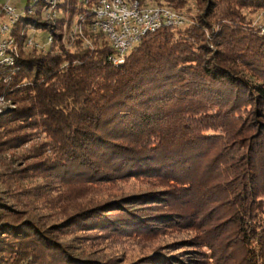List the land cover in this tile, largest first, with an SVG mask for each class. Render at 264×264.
I'll return each mask as SVG.
<instances>
[{
    "label": "trees",
    "instance_id": "16d2710c",
    "mask_svg": "<svg viewBox=\"0 0 264 264\" xmlns=\"http://www.w3.org/2000/svg\"><path fill=\"white\" fill-rule=\"evenodd\" d=\"M134 1L177 11L186 3ZM197 1L207 12L199 19L202 26L223 20L244 24L235 7L264 9V0ZM91 19L90 24L93 14ZM19 23L13 30L17 38L25 25L51 27L33 17H22ZM102 39L96 50L67 58L21 50L13 65H0V95L6 92L24 103L0 116V146L22 147L32 140L30 133L41 132L48 140L34 146L28 156L44 158L36 165L54 177L112 182L162 176L182 187L181 194L172 196L193 203L201 191L200 169L220 138L211 132L221 126L210 120L233 124L246 109L250 115H243L242 121L248 124L241 127L247 129L235 130L245 144L233 164L238 165L241 180L231 193L237 210L230 241L242 251L237 264H264V37L225 28L210 40L204 27L165 26L147 34L118 64L109 61L113 50ZM11 125L15 127L9 129ZM220 159L223 151L203 168L204 174ZM197 200L201 202L200 197ZM104 208L86 214L100 218L106 227L128 220L103 219L98 212ZM19 215L0 200V264H100L73 256L52 230ZM229 255L222 250L223 257Z\"/></svg>",
    "mask_w": 264,
    "mask_h": 264
},
{
    "label": "rangeland",
    "instance_id": "374dc122",
    "mask_svg": "<svg viewBox=\"0 0 264 264\" xmlns=\"http://www.w3.org/2000/svg\"><path fill=\"white\" fill-rule=\"evenodd\" d=\"M98 2L0 0V11L9 4L21 10L23 18H38L51 25L47 29L22 26L21 38L16 37L19 54L22 50L37 56L67 58L70 54L94 51L102 46L104 40L94 33L90 24L94 5ZM149 6L171 9L154 3L144 7ZM203 6L197 0H186L181 11L171 9L184 21V25L177 29L204 27L206 38L210 40L225 28H241L264 37V9L235 7L236 13L245 18L244 24L223 20L219 24L202 26L199 19L207 14ZM67 64L64 63L63 67ZM244 72L251 78L250 72ZM22 105L24 103L15 95L8 96L3 92L0 95V116ZM238 114L240 117H236L233 124L223 119L210 120L221 126L211 132L220 138L210 148L200 169L202 186L197 197L201 202L196 195L193 203L175 198L171 193L181 194L182 187L162 176L138 175L112 182L54 177L36 165L44 158L28 156L34 146L48 140L44 134L35 131L30 133L33 134L32 140L22 147L9 149L0 146V200L20 217L35 222L43 230H52V235L82 261L100 264H237L242 259V251L232 247L230 241L236 228L231 222L237 210L231 193L241 180L239 167L233 164L243 153V142L240 143L235 130L246 128L241 127L248 124V121H242V116L250 113L244 109ZM222 151L224 159L217 161L212 171L205 175L203 168ZM96 207H105L98 212L103 219L128 220L117 222L114 227L100 225V218L92 219L86 214ZM223 249L230 255L223 257Z\"/></svg>",
    "mask_w": 264,
    "mask_h": 264
},
{
    "label": "built area",
    "instance_id": "2783aa9c",
    "mask_svg": "<svg viewBox=\"0 0 264 264\" xmlns=\"http://www.w3.org/2000/svg\"><path fill=\"white\" fill-rule=\"evenodd\" d=\"M22 11L9 4L0 11V59L4 54L6 43V28L12 18ZM155 22H180V17L174 10L160 7H143L138 2L128 3L124 0H103L94 5L91 26L94 33L102 36L110 45L113 54L109 61L118 64V59L126 55V48L141 39L140 30Z\"/></svg>",
    "mask_w": 264,
    "mask_h": 264
},
{
    "label": "bare ground",
    "instance_id": "6f19581e",
    "mask_svg": "<svg viewBox=\"0 0 264 264\" xmlns=\"http://www.w3.org/2000/svg\"><path fill=\"white\" fill-rule=\"evenodd\" d=\"M100 1L103 0H99V2ZM23 15H24L23 12L16 14L14 18L11 19L9 26H7L6 28V43L10 44V46L4 47V54H1L0 65H13L15 58L18 56L16 37L13 35V30L17 27L18 24H20L19 22L21 21ZM179 17H180V22H171V27L178 28L184 25L183 18L180 15ZM165 26L169 27V22H155V25L144 26V28L140 30L141 39L136 40L134 43H132L130 46L126 48V55H128L131 52V50L137 44H139L147 34L158 31ZM126 55L120 57L118 61L123 59Z\"/></svg>",
    "mask_w": 264,
    "mask_h": 264
}]
</instances>
